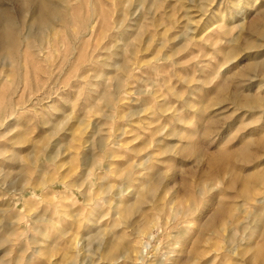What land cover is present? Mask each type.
<instances>
[{
	"label": "rangeland",
	"instance_id": "374dc122",
	"mask_svg": "<svg viewBox=\"0 0 264 264\" xmlns=\"http://www.w3.org/2000/svg\"><path fill=\"white\" fill-rule=\"evenodd\" d=\"M262 183L264 0H0V264H264Z\"/></svg>",
	"mask_w": 264,
	"mask_h": 264
},
{
	"label": "bare ground",
	"instance_id": "6f19581e",
	"mask_svg": "<svg viewBox=\"0 0 264 264\" xmlns=\"http://www.w3.org/2000/svg\"><path fill=\"white\" fill-rule=\"evenodd\" d=\"M263 180V179H262ZM262 185H264L263 183H262ZM262 203H264V202H262ZM137 245H141L139 242H135L134 244H133V246H132V250L134 251V249L136 248V246ZM128 254V253H127ZM138 260H139V258L138 259H136L135 261H133V260H131L130 261V259L128 258V261H127V263H130V264H145L143 261H141V262H139L138 263Z\"/></svg>",
	"mask_w": 264,
	"mask_h": 264
}]
</instances>
